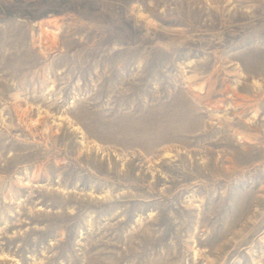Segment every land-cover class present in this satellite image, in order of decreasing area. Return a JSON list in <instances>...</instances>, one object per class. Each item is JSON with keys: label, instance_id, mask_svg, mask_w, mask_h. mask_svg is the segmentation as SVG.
<instances>
[{"label": "rangeland", "instance_id": "rangeland-1", "mask_svg": "<svg viewBox=\"0 0 264 264\" xmlns=\"http://www.w3.org/2000/svg\"><path fill=\"white\" fill-rule=\"evenodd\" d=\"M0 264H264V0H0Z\"/></svg>", "mask_w": 264, "mask_h": 264}]
</instances>
